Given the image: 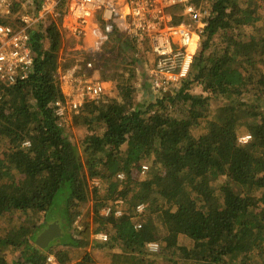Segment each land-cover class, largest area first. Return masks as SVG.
<instances>
[{"label":"trees","instance_id":"obj_1","mask_svg":"<svg viewBox=\"0 0 264 264\" xmlns=\"http://www.w3.org/2000/svg\"><path fill=\"white\" fill-rule=\"evenodd\" d=\"M210 6L188 77L148 104L132 80L150 44L117 39L135 51L126 58L132 65L105 78L117 81L116 95L73 115L69 123L85 129L78 141L54 107L64 98L57 78L64 35L54 21L33 32V71L0 83V146L8 144L0 151V264H10L6 248L18 252L12 264H264V34L245 29L261 14L254 0ZM239 127L251 135L247 143ZM118 199L121 216L102 214ZM31 212L43 221L32 222ZM15 213L25 218L3 226L1 217ZM54 221L62 236L37 245ZM99 232L108 239H95ZM152 241L160 244L153 254Z\"/></svg>","mask_w":264,"mask_h":264},{"label":"built area","instance_id":"obj_2","mask_svg":"<svg viewBox=\"0 0 264 264\" xmlns=\"http://www.w3.org/2000/svg\"><path fill=\"white\" fill-rule=\"evenodd\" d=\"M210 3L211 0H0V18L10 19L0 22V83L11 86L29 77L36 57L33 32L45 30L54 21L63 34L81 40L82 49L87 38L92 41L83 60L58 69L64 98L54 107L60 120L67 114V119L72 118L86 102L100 101L106 93V83L99 77L95 61L111 33L116 40H148L154 55L148 70L149 88L158 98L176 90L188 77L211 16ZM62 119V123L67 121ZM250 138L245 134L239 142L247 143ZM147 170L148 165L143 164L141 174ZM118 178L123 179L124 173H119ZM124 205L122 199L113 201L102 209V214L121 216ZM144 210V203L136 205L138 213ZM75 226L81 228L79 218ZM94 238L106 241L108 234L99 232ZM147 248L157 252L160 244L152 241ZM48 261L56 263L53 254Z\"/></svg>","mask_w":264,"mask_h":264},{"label":"rangeland","instance_id":"obj_3","mask_svg":"<svg viewBox=\"0 0 264 264\" xmlns=\"http://www.w3.org/2000/svg\"><path fill=\"white\" fill-rule=\"evenodd\" d=\"M34 1L37 2V0H34ZM254 1L259 5V13L261 14V19L256 23L255 26L250 27L248 25V26H246L245 29L248 33L253 32L256 34H262L263 35L264 34V0H254ZM5 20L9 21L10 19H5ZM63 35H64V40H63V45H62V48L60 51V57H61L60 62H61V65H63V66H71L75 62L81 61V59L83 58L82 55L87 52L86 50H91V49H89V47H90V42H92V41L86 40L87 42H85V43H87V44H85L84 49H82L80 44L83 42L81 40H76V39L69 37L65 34H63ZM112 36H113V33H111L109 37H112ZM123 45L124 44H122L120 41L111 39V40L107 41L105 44H103V46L101 47L100 53L97 54L98 57H97V60L95 61V64H96V67H98V72H99L98 75L106 83V93L102 95L101 100L105 96H114L117 94V89L115 87V84L117 81L113 80V82H112L111 80H105V78L111 79L110 75L113 73L114 69H117L120 71H123V70L127 71L130 68V66L132 65V64L131 65L127 64L126 58H131V55H133L134 54L133 52H135V51L129 50L127 52L126 48H124ZM137 46H138V44H137ZM141 48L145 50L146 46L141 45ZM198 50H199V48H198ZM147 52L148 53H146V55L139 58V61L136 64L137 66L135 68L134 79L132 80L134 86H136L137 98H138V100H140L141 105L143 103L148 104L149 100H151L150 95L148 94L147 87L144 86V84H148V89H149L148 70L153 65L154 55L152 54L151 51H147ZM133 64H135V63H133ZM153 98H155V96H152V100H153ZM221 100L222 99H216L213 102V107L216 106L218 103H221L222 102ZM67 117H68V114L66 116H63L62 118L67 119ZM62 118H61V120L64 121V119H62ZM71 119L72 118L67 119V121L64 123H67V125H69L70 123H68V122H71ZM240 129H241V133H240L239 137H241L245 134H249L248 132L243 131L244 128L239 127V130ZM66 131L70 134V137L72 138V140H76V141H78L83 136V134L85 133V129L83 126L75 125V124L71 125V126H67ZM7 147H8L7 143L1 144L0 151L2 152L4 150H6ZM91 182L93 185H96V186H100V183H101L99 177H94L91 180ZM91 205H92V202H89V204L86 205V207L83 208V210L85 212H86L87 208L89 210H91ZM125 207H126V205H125ZM28 216H30V220L32 222L41 223L43 221V213L42 212H38L36 214L31 212ZM24 218L25 217L20 216L18 213L17 214L16 213L15 214H9V215L5 214L1 217V223L3 226L8 227L9 225H11L14 222V220H17V219L23 220ZM181 242H182V244H186V245L190 244V240H188L187 238H184L183 240H181ZM70 254H72L74 256L77 255L78 257L80 256V255H78V252H72L71 251ZM1 255L10 264H12V263H14V261L16 260V258L18 256V252L12 251L10 248H6L5 250H3L1 252ZM78 261H79V258L74 259L67 264H78ZM99 264H101V263H99Z\"/></svg>","mask_w":264,"mask_h":264},{"label":"water","instance_id":"obj_4","mask_svg":"<svg viewBox=\"0 0 264 264\" xmlns=\"http://www.w3.org/2000/svg\"><path fill=\"white\" fill-rule=\"evenodd\" d=\"M62 230L58 221L48 223L45 228L38 234L35 239V243L41 247H47L49 243L60 236H62Z\"/></svg>","mask_w":264,"mask_h":264},{"label":"crops","instance_id":"obj_5","mask_svg":"<svg viewBox=\"0 0 264 264\" xmlns=\"http://www.w3.org/2000/svg\"><path fill=\"white\" fill-rule=\"evenodd\" d=\"M87 40H91L90 38H87ZM119 40V39H118ZM144 84V83H143ZM144 86H146L147 87V90H148V94L150 95V98H151V100H149V102L150 101H152V96H153V94L150 92L151 90H150V88L148 89V84H144ZM152 95V96H151Z\"/></svg>","mask_w":264,"mask_h":264},{"label":"flooded vegetation","instance_id":"obj_6","mask_svg":"<svg viewBox=\"0 0 264 264\" xmlns=\"http://www.w3.org/2000/svg\"><path fill=\"white\" fill-rule=\"evenodd\" d=\"M45 228V227H44Z\"/></svg>","mask_w":264,"mask_h":264}]
</instances>
